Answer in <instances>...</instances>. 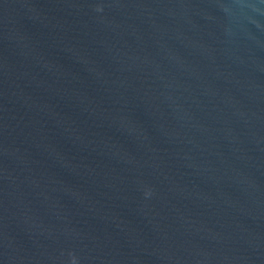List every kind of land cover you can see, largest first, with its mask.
Wrapping results in <instances>:
<instances>
[{"label":"water","instance_id":"obj_1","mask_svg":"<svg viewBox=\"0 0 264 264\" xmlns=\"http://www.w3.org/2000/svg\"><path fill=\"white\" fill-rule=\"evenodd\" d=\"M0 264H264V0H0Z\"/></svg>","mask_w":264,"mask_h":264}]
</instances>
